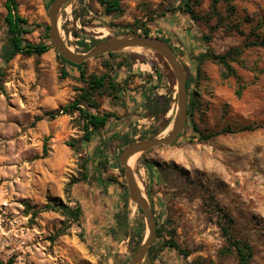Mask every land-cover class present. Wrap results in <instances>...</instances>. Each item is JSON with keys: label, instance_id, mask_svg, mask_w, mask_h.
Wrapping results in <instances>:
<instances>
[{"label": "rangeland", "instance_id": "rangeland-1", "mask_svg": "<svg viewBox=\"0 0 264 264\" xmlns=\"http://www.w3.org/2000/svg\"><path fill=\"white\" fill-rule=\"evenodd\" d=\"M17 1L20 14L35 25L25 39L48 44L50 50L42 56L17 55L6 63L1 55L8 41L7 10L6 0H0V260L128 264L142 245L138 247L142 215L129 198L125 170L118 162L126 141L164 137L171 131L178 91L169 78L172 70L142 48L90 60L81 69L71 66L52 48L51 0ZM119 1L123 12L106 15L99 0H67L59 19L66 45L82 53L84 44L91 49L97 41L136 33L131 31L154 19L151 34L175 49L186 75L195 79L188 102L198 101L174 144L138 155L132 166L160 233L142 264H238L236 254L224 252L219 211L233 218L235 235L253 248L251 264H264V47L256 44L264 37V0H234L231 8L221 2L220 21L211 17L213 0H197L195 18L174 11L178 0ZM235 48L242 50L232 62L245 87L241 95L237 78H225L224 69L212 60L201 64L197 77L201 53L224 54ZM82 71L86 78L110 72L123 90L118 99L99 98L97 111L118 119L96 131L91 142H82L79 112L53 120L47 116L71 103L86 86ZM156 95L172 99L160 119L145 109L146 98ZM194 125L205 135H217L199 141ZM245 127L253 130H240ZM224 129L233 132L219 134ZM74 142L75 147L69 146ZM45 147L48 155L41 158ZM101 161L106 169L97 168ZM85 171L89 180L82 182ZM73 180L79 183L70 190ZM58 203L72 208L82 204L81 223H71L60 209L42 210ZM169 240L179 252H161Z\"/></svg>", "mask_w": 264, "mask_h": 264}, {"label": "trees", "instance_id": "trees-1", "mask_svg": "<svg viewBox=\"0 0 264 264\" xmlns=\"http://www.w3.org/2000/svg\"><path fill=\"white\" fill-rule=\"evenodd\" d=\"M233 1L234 0H213L211 4V8H210L211 17H214L220 21L222 17L218 10V4L221 2H225L228 5H230V8H231L233 7L232 6ZM52 2L53 0H51V3ZM99 2L104 8V12L106 15H112L114 13L123 12V9L121 7V3L119 0H99ZM178 2H179L178 6L174 9L175 12L180 11L186 14H190L192 17L195 18L194 6H195V3H197V0H178ZM5 8L7 10V14L4 18V21L7 26L8 41H7V44L2 49V55H1L2 59L7 63L11 61L12 59H14L17 55L42 56L45 53H47L50 50V45L45 44V43L33 44L25 39L26 35L34 31L35 25L30 24L29 21L20 14L18 1L17 0H6ZM155 22L156 20L151 19L150 21H148L147 24L141 23V25H139L135 30L131 32L138 33V30L142 29V32L140 33V35L156 37L170 44L164 38L160 36H153L151 34L152 33L151 25H155ZM75 34L76 36L79 35L78 32H76ZM98 43L99 41H97L95 45ZM256 44H260L261 46L264 47V37L259 39V43H256ZM83 46H84L85 52H87L90 49L85 44ZM71 50L73 49L71 48ZM117 54L119 53H113L108 56L110 58H113ZM241 55H242V50L239 48L230 49L224 54H216L213 51H207L205 53H201V55L197 59L198 60V66L196 69L197 77L201 76V67H200L201 64L205 60H208V59L212 60L213 62H216L224 69L223 76L225 78H228L229 76H235L237 78L240 84V88L237 94L241 95V91H243L245 87L244 85H241L242 79L241 77L237 75L236 70L232 66V62L237 61ZM157 56L163 59L160 55L157 54ZM57 57L61 61L71 66L77 67L79 69L84 67L86 64L84 63L82 65H75L65 60L59 54H57ZM183 67H184V70L186 71L185 66ZM63 74L67 75L64 69H63ZM81 77H82V81L84 82L86 86L77 90L78 96L71 103L58 108L56 111L48 113L47 116L53 120L63 115H70V114L79 112V119L82 121V131L84 133L82 137V142H91L93 139L94 133L96 131H100L101 129L105 128L111 120L118 119V117L114 113L100 114L97 111L99 108V98L103 96H109V97L118 99L121 96H123V90L121 88V85L117 81L118 77H116L110 72L103 73L102 75H99V76L92 75L89 78H86L85 73L82 71ZM169 78L173 86H175L176 81H175V77L172 71L169 74ZM194 80L195 79L192 76L190 77L187 76V90L190 89L191 84L193 83ZM171 102H172V99L169 98L168 95H156L155 97H148L146 98L145 109L149 116H156L157 119H160L163 116H165L166 113L171 108ZM197 102L198 101L195 98L188 102V109H187L188 116L193 115L194 110L197 108ZM89 108L96 110V112L88 111L87 109ZM193 130L195 134H198L199 141H205L217 135V134L205 135L201 133L195 125L193 127ZM240 130L244 131V130H253V129L251 127H245ZM159 132L160 131L157 129L153 132V135L157 136ZM232 132H233L232 129H224L219 134L232 133ZM134 142L135 141H126L124 147H127L133 144ZM75 143L76 142H74V144L70 143L69 146L75 147ZM146 154L147 153H144V155ZM47 155H48V150H47V147H45L43 156L41 158H44ZM118 167L121 169L122 172H124V169L120 166V161L118 162ZM97 168L99 170L106 169L107 165L105 162L101 161ZM82 177H83L82 182H87L89 180V175L87 171L83 173ZM78 183L79 182L76 180H73L72 182H70V190H72L73 186ZM122 186L124 190L126 191L127 189L126 184L124 183ZM128 204H129V198H128L127 192H125V205L128 207ZM27 207H29V205H27ZM53 209H60L61 212L68 217L71 223H76V224H80L83 216L85 215L82 204H79V205L77 204L75 208L69 207L63 203H58L54 205L47 204L42 210L45 211V210H53ZM219 212L221 214L219 226H220L222 235L226 240V248L224 249V252L226 254H236L238 258V264H251V261L253 258V252H254L253 248L248 242L240 239L239 237L235 235L233 218L229 214L223 211L222 212L219 211ZM140 213L142 217L138 221V230H139L138 247L142 244L143 239H144V234L146 231L144 215L141 210H140ZM37 214L38 213H35V215ZM157 234L158 236L160 235L159 229H157ZM153 247L154 245L150 247L148 254H150L151 251H153ZM170 249L174 251L179 250L178 245L173 240H169L165 242L161 252L163 251L165 252ZM156 255L158 256V253H156ZM0 264H13V261L9 260L8 262L5 263L4 261L0 260Z\"/></svg>", "mask_w": 264, "mask_h": 264}, {"label": "water", "instance_id": "water-1", "mask_svg": "<svg viewBox=\"0 0 264 264\" xmlns=\"http://www.w3.org/2000/svg\"><path fill=\"white\" fill-rule=\"evenodd\" d=\"M67 0H53L49 11V34L52 48L65 60L75 65H82L90 60L98 59L128 49L142 48L160 55L170 66L177 86V110L173 127L164 137H154L137 141L126 147L120 155V165L125 170V179L130 200L142 211L148 230L146 239L138 248L128 264H142L150 247L157 238V221L154 211L146 199L129 160L153 149L174 144L183 133L188 119L187 75L170 44L156 37L142 36L139 33H127L103 40L87 52H74L66 45L60 34L59 19L62 8Z\"/></svg>", "mask_w": 264, "mask_h": 264}, {"label": "bare ground", "instance_id": "bare-ground-1", "mask_svg": "<svg viewBox=\"0 0 264 264\" xmlns=\"http://www.w3.org/2000/svg\"><path fill=\"white\" fill-rule=\"evenodd\" d=\"M136 157L137 156H135V157H133V158H131L130 160H129V165L132 167L133 165H134V163H135V161H136ZM143 189V188H142Z\"/></svg>", "mask_w": 264, "mask_h": 264}, {"label": "crops", "instance_id": "crops-1", "mask_svg": "<svg viewBox=\"0 0 264 264\" xmlns=\"http://www.w3.org/2000/svg\"><path fill=\"white\" fill-rule=\"evenodd\" d=\"M46 54V53H45Z\"/></svg>", "mask_w": 264, "mask_h": 264}]
</instances>
